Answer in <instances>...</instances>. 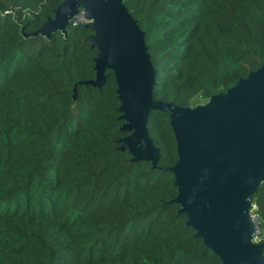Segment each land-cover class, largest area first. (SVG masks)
Instances as JSON below:
<instances>
[{
	"label": "trees",
	"instance_id": "1",
	"mask_svg": "<svg viewBox=\"0 0 264 264\" xmlns=\"http://www.w3.org/2000/svg\"><path fill=\"white\" fill-rule=\"evenodd\" d=\"M63 0H0V264H222L175 203L169 114L147 128L159 150L120 140L115 73L97 78L90 27L35 34ZM144 33L155 101L194 109L264 66V0H122ZM264 230V181L250 197ZM264 257V249H263Z\"/></svg>",
	"mask_w": 264,
	"mask_h": 264
},
{
	"label": "water",
	"instance_id": "2",
	"mask_svg": "<svg viewBox=\"0 0 264 264\" xmlns=\"http://www.w3.org/2000/svg\"><path fill=\"white\" fill-rule=\"evenodd\" d=\"M84 9L95 31L92 47L98 50L97 78L85 82L101 88L112 70L122 104L120 140L135 160L160 158L147 124L153 111L169 114L179 161L171 168L181 205L196 237L222 264H264V242H252L248 212L250 197L264 181V66L205 106L182 108L155 101L156 70L144 33L128 14L122 0H63L54 20L35 34L66 32L68 19Z\"/></svg>",
	"mask_w": 264,
	"mask_h": 264
},
{
	"label": "built area",
	"instance_id": "3",
	"mask_svg": "<svg viewBox=\"0 0 264 264\" xmlns=\"http://www.w3.org/2000/svg\"><path fill=\"white\" fill-rule=\"evenodd\" d=\"M90 23H92V19L89 17L88 13L82 8L77 9L75 14L68 19V26L73 27H86ZM255 209L256 206L251 202L248 217L253 228L252 242L255 244H259L261 242H264V230L262 227L263 222L261 220V217L255 212Z\"/></svg>",
	"mask_w": 264,
	"mask_h": 264
}]
</instances>
